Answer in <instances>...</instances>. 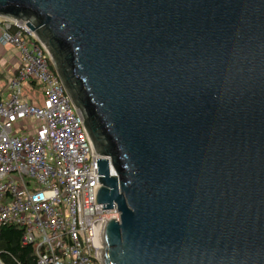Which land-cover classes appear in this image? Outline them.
<instances>
[{
	"label": "water",
	"instance_id": "1",
	"mask_svg": "<svg viewBox=\"0 0 264 264\" xmlns=\"http://www.w3.org/2000/svg\"><path fill=\"white\" fill-rule=\"evenodd\" d=\"M97 159L100 264H264V0H0ZM113 172V173H112Z\"/></svg>",
	"mask_w": 264,
	"mask_h": 264
},
{
	"label": "built area",
	"instance_id": "2",
	"mask_svg": "<svg viewBox=\"0 0 264 264\" xmlns=\"http://www.w3.org/2000/svg\"><path fill=\"white\" fill-rule=\"evenodd\" d=\"M0 46L18 52L10 99L0 98V228L23 229L37 264H100L102 225L120 213L96 203L101 158L82 115L24 22L0 18ZM31 83L41 87L40 98ZM24 85L33 89L28 100Z\"/></svg>",
	"mask_w": 264,
	"mask_h": 264
},
{
	"label": "trees",
	"instance_id": "3",
	"mask_svg": "<svg viewBox=\"0 0 264 264\" xmlns=\"http://www.w3.org/2000/svg\"><path fill=\"white\" fill-rule=\"evenodd\" d=\"M31 86L36 89L40 98L41 87L36 83H31ZM23 236L24 230L17 226L0 228L1 264H37L34 248L23 244Z\"/></svg>",
	"mask_w": 264,
	"mask_h": 264
},
{
	"label": "rangeland",
	"instance_id": "4",
	"mask_svg": "<svg viewBox=\"0 0 264 264\" xmlns=\"http://www.w3.org/2000/svg\"><path fill=\"white\" fill-rule=\"evenodd\" d=\"M18 54L17 50L13 47L6 48L5 55H0V98L3 101L10 99L11 93L6 91L8 82L13 75L14 67L12 59ZM33 93V89L29 85H24L22 90V97L24 100H28ZM23 128H27V125L23 123ZM16 134L25 135L22 129L16 130Z\"/></svg>",
	"mask_w": 264,
	"mask_h": 264
},
{
	"label": "crops",
	"instance_id": "5",
	"mask_svg": "<svg viewBox=\"0 0 264 264\" xmlns=\"http://www.w3.org/2000/svg\"><path fill=\"white\" fill-rule=\"evenodd\" d=\"M5 53H6V48H3V47L0 46V55H5ZM12 63L14 65V67L17 66V64H18V54L16 55L15 58L12 59Z\"/></svg>",
	"mask_w": 264,
	"mask_h": 264
}]
</instances>
